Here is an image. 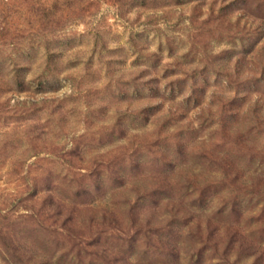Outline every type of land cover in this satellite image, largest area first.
Listing matches in <instances>:
<instances>
[{
	"label": "rangeland",
	"instance_id": "rangeland-1",
	"mask_svg": "<svg viewBox=\"0 0 264 264\" xmlns=\"http://www.w3.org/2000/svg\"><path fill=\"white\" fill-rule=\"evenodd\" d=\"M0 264H264V0H0Z\"/></svg>",
	"mask_w": 264,
	"mask_h": 264
}]
</instances>
